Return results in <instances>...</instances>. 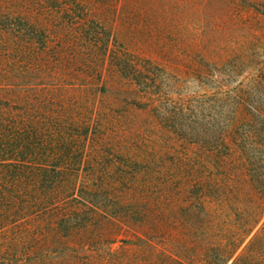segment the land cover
Listing matches in <instances>:
<instances>
[{
	"label": "trees",
	"instance_id": "trees-1",
	"mask_svg": "<svg viewBox=\"0 0 264 264\" xmlns=\"http://www.w3.org/2000/svg\"><path fill=\"white\" fill-rule=\"evenodd\" d=\"M140 17L161 41L194 20L221 35L169 37L171 65L120 40ZM0 43L20 264H264V0H0Z\"/></svg>",
	"mask_w": 264,
	"mask_h": 264
},
{
	"label": "rangeland",
	"instance_id": "rangeland-1",
	"mask_svg": "<svg viewBox=\"0 0 264 264\" xmlns=\"http://www.w3.org/2000/svg\"><path fill=\"white\" fill-rule=\"evenodd\" d=\"M135 9L137 10V7H135ZM149 9V5H147L146 11ZM118 21L116 22L118 36L120 40L124 42L128 46V48H130L131 51L144 56H150L161 62L171 61V65L175 64V60H171L170 50L168 46L170 44L172 45L175 41H171L169 37L178 41L177 43L178 45H180L178 48L182 47L188 49L192 46L200 48L203 46H208L209 44L214 46L218 44V42H214L211 39L213 37L215 38L221 35L220 31L211 30L210 25L207 26L202 21L194 20L184 22V24L174 28L176 32H173L172 34H170V36H165V38L163 39L165 41V46H162L163 40L161 41V35L157 32L158 25L151 22L150 19H147L146 17H140V19L131 21L127 20L125 22L123 21L122 23H118ZM0 45H2V43H0ZM181 54L182 56H184L182 52ZM192 57L195 58V56ZM180 62H182V60H180ZM178 67L181 68V66ZM183 79V90H185L187 93L202 91V88L198 86V83L194 77H183ZM5 240V236H0V264H20V246L18 244L9 245L5 242Z\"/></svg>",
	"mask_w": 264,
	"mask_h": 264
}]
</instances>
